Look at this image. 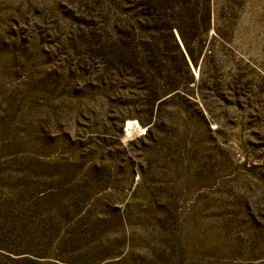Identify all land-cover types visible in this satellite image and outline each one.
Segmentation results:
<instances>
[{
	"label": "rangeland",
	"instance_id": "obj_1",
	"mask_svg": "<svg viewBox=\"0 0 264 264\" xmlns=\"http://www.w3.org/2000/svg\"><path fill=\"white\" fill-rule=\"evenodd\" d=\"M0 264H264V0H0Z\"/></svg>",
	"mask_w": 264,
	"mask_h": 264
}]
</instances>
